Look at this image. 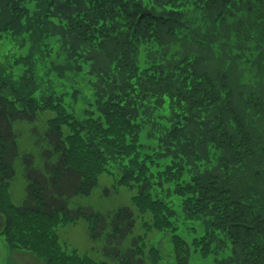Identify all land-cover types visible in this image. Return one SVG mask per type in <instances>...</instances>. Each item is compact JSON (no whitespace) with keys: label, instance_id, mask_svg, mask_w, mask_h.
I'll use <instances>...</instances> for the list:
<instances>
[{"label":"trees","instance_id":"16d2710c","mask_svg":"<svg viewBox=\"0 0 264 264\" xmlns=\"http://www.w3.org/2000/svg\"><path fill=\"white\" fill-rule=\"evenodd\" d=\"M2 41L15 49L0 57L9 249L43 264H159L156 232L175 264L191 250L264 264V0H0ZM114 174L132 210L77 203ZM80 221L96 261L58 235ZM183 229L201 236L188 245Z\"/></svg>","mask_w":264,"mask_h":264},{"label":"rangeland","instance_id":"374dc122","mask_svg":"<svg viewBox=\"0 0 264 264\" xmlns=\"http://www.w3.org/2000/svg\"><path fill=\"white\" fill-rule=\"evenodd\" d=\"M15 51V49H12V46L8 44L5 41L0 42V57L7 54L8 52L12 53ZM18 52V51H17ZM20 71V70H19ZM264 73V70L262 71ZM57 90H63L60 83H57L56 85ZM69 85H65L64 89H68ZM78 88L84 89V86L81 84L78 85ZM81 103H79L78 106H80ZM22 133V138L24 142V145L27 146V137L26 136V127H19ZM115 174L113 176H107L104 175L99 178L98 184L96 188L92 191V194L89 197L85 198H79L77 199V203L83 207L92 209L95 212H99L101 214L106 213L107 211L114 210L120 207H127L131 210L133 209L132 206V196L134 195V192L129 191L125 188H118L116 187V190H112V187L115 186ZM24 187L25 182L24 179L21 177L20 173L17 172L14 180L11 182L10 185V196L12 199V202L14 204H19L21 200L24 197ZM105 189H111L110 195L108 197L104 196V190ZM135 208V207H134ZM136 214H139L138 211L135 209ZM145 213V212H144ZM140 215V214H139ZM142 221H145L148 219L144 214L140 215ZM69 226V227H68ZM63 229L58 230V235L61 239V241L64 242V246L67 248V250L75 249L80 254H88V257L92 259H96L97 256L95 254H89L91 248H96L99 246V244L95 242H90L87 237L86 233V225L85 222L80 221L76 227H71V224ZM136 235H142L145 230L141 228V222H137L136 227ZM182 236H184V241L191 245V242L194 238L201 236V230L198 229L196 232H186L182 231L180 233ZM141 237V236H140ZM152 241L154 240V244L156 245V250L161 255V261L159 264H175L173 256H172V248L170 245L169 236L167 235H158L156 232L151 233L150 236ZM137 237L134 238V245L136 246L135 242L137 241ZM141 242V241H140ZM139 242V243H140ZM140 245V244H139ZM197 252L191 250L189 264H213L212 263V255H210V258H201ZM96 261V260H95ZM106 264H117L113 261L111 262H105ZM0 264H43V262L39 259H37L32 253L20 251V250H12L9 249L4 241V238L0 236Z\"/></svg>","mask_w":264,"mask_h":264}]
</instances>
